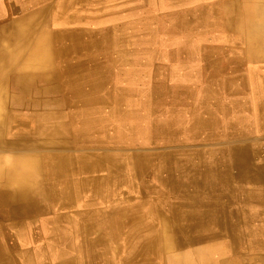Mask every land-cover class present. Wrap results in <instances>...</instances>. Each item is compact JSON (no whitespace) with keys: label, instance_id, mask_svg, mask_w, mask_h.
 <instances>
[{"label":"bare ground","instance_id":"obj_1","mask_svg":"<svg viewBox=\"0 0 264 264\" xmlns=\"http://www.w3.org/2000/svg\"><path fill=\"white\" fill-rule=\"evenodd\" d=\"M86 1L31 0L28 14L0 23V207L15 229L0 228L2 244L30 254L24 264H264V0L204 4L227 40L241 41L242 57L259 63L251 95L263 134L246 128L192 151L129 152L116 141L132 130L111 129L108 101L91 100L106 84L93 53L124 41L121 29L52 26L77 21L73 7ZM63 217L73 220L68 231Z\"/></svg>","mask_w":264,"mask_h":264},{"label":"rangeland","instance_id":"obj_2","mask_svg":"<svg viewBox=\"0 0 264 264\" xmlns=\"http://www.w3.org/2000/svg\"><path fill=\"white\" fill-rule=\"evenodd\" d=\"M98 1L89 0L85 4L75 5L73 13L81 14L78 15L76 23H68L65 27L60 26L61 24L52 26L55 29L80 28L97 34L104 32L105 35L111 36L116 30L121 29L119 32L124 41L105 42L96 53H93V58L97 55L94 72L104 76L106 84L97 95L92 96L90 93L88 95H91L92 101L102 96L108 101L107 107L102 108L105 112L103 120L112 121L111 125L109 124L111 129L124 126L126 132L128 129L132 130V137L116 141L121 143L120 146L124 145L125 151L162 148L184 150L185 146H189L185 150L192 151L193 146L202 148L199 146L201 143L218 139V135L225 136L232 131L241 133L247 128L246 132L256 131L263 134L261 131L258 132L254 120L255 107L251 95L250 74L256 71L259 63L244 59L241 41L229 42L220 27L215 26V22L219 23L218 17L212 15L211 6L204 5H210V0ZM204 13L206 16H203ZM225 49L228 50L224 51ZM209 50L214 51L210 63L204 59ZM88 71L91 72V66L88 67ZM200 81L201 83H198ZM227 81L233 82L226 84ZM53 97L59 104L61 96ZM58 104L51 106L58 108L60 106ZM148 118H152L151 121ZM236 119H240V122ZM199 126L208 130H206L208 136L201 133L202 131L197 128ZM111 146L114 148L119 145L111 142ZM42 220L44 219L40 218L35 221L38 230L45 227ZM72 221L69 217L60 219L62 230H70ZM11 228H8L10 234L15 232V229ZM9 244L13 246L12 240L8 241L7 245ZM5 248L6 245L2 244L0 238V254H4ZM16 264L23 263L18 261Z\"/></svg>","mask_w":264,"mask_h":264},{"label":"crops","instance_id":"obj_3","mask_svg":"<svg viewBox=\"0 0 264 264\" xmlns=\"http://www.w3.org/2000/svg\"><path fill=\"white\" fill-rule=\"evenodd\" d=\"M29 1L31 0H0V11L2 12V13L0 12V23L11 19L16 14H22V12L28 14ZM11 2H13L14 4ZM31 6H32V3H31ZM7 213H10V211L7 208L6 209L0 208V215L3 214L6 216V218L0 217V228L1 227L5 228V226L7 228H10L12 220L10 217H7ZM40 218L41 217H39L38 219ZM1 236L2 235L0 232V238ZM29 255L30 254L26 253V251L19 250L18 248L14 249L13 247L8 246L5 248L4 254H0V264H16V262L18 261L24 264L25 259Z\"/></svg>","mask_w":264,"mask_h":264}]
</instances>
